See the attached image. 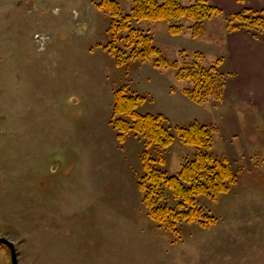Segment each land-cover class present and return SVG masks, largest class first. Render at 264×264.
<instances>
[{
    "label": "rangeland",
    "instance_id": "374dc122",
    "mask_svg": "<svg viewBox=\"0 0 264 264\" xmlns=\"http://www.w3.org/2000/svg\"><path fill=\"white\" fill-rule=\"evenodd\" d=\"M115 1L112 19L101 0H0V237L14 243L18 264H264V55L248 57L264 31L228 29L232 15L264 8L206 0L221 13L198 22L131 18L129 28L148 36L167 65L136 58L119 66L108 48L128 54V30L113 38L110 23L135 5ZM193 66L219 74L203 102L186 94L190 78H178ZM119 88L144 99L139 115L162 116L167 146L146 148L132 131L118 140ZM194 122L210 131V153L235 179L215 199L196 198L213 224L180 222L171 232L148 216L141 154L177 175L197 150L176 128ZM163 202L175 208L168 189ZM0 264H11L4 244Z\"/></svg>",
    "mask_w": 264,
    "mask_h": 264
},
{
    "label": "trees",
    "instance_id": "16d2710c",
    "mask_svg": "<svg viewBox=\"0 0 264 264\" xmlns=\"http://www.w3.org/2000/svg\"><path fill=\"white\" fill-rule=\"evenodd\" d=\"M135 7L131 15H126L121 24L111 21L110 29L115 38V32L121 29L128 30L124 43L131 47L128 54L114 46L109 47V52L115 57L117 65L121 66L128 59L141 58L143 60L154 59L155 67H165L167 62L161 56L160 51L151 45V39L129 28L131 18L137 20H178L187 18L198 22L202 19L218 15L221 10L210 5L206 0H197L190 6H182L177 0H132ZM99 9L107 11L112 19L118 16V4L115 0H101ZM232 20L243 21V25L232 24ZM228 29L239 28L261 29L264 31V14L253 11H243L231 16ZM172 34H178L180 27L170 26ZM108 47V46H107ZM178 78H190L195 87L186 94L196 102L205 101L211 94L214 80L219 78L215 69L208 70L193 66L187 70L185 76L178 73ZM143 98L127 96L123 88L114 93L113 117L111 122L113 129L117 131L116 137L123 141L124 135L130 131L142 134L146 148L152 144L165 147L171 140L172 135L162 125V116L139 115L136 112ZM128 116L132 123L123 119ZM176 132L181 142L192 145L197 152L194 159L186 163L181 171L174 176H167L165 172L157 170L147 151L141 154L143 174L138 179V188L143 193V201L148 216L159 224L160 227L171 232H177L176 224L180 222L197 223L202 227H208L216 220L214 216L204 214L197 206L196 198L200 195L215 199L219 193L228 190V184L235 179L233 168L224 160H220L210 153V131L198 123H192L187 127H177ZM168 189L176 201L175 208L166 205L164 190Z\"/></svg>",
    "mask_w": 264,
    "mask_h": 264
},
{
    "label": "crops",
    "instance_id": "0c3cea01",
    "mask_svg": "<svg viewBox=\"0 0 264 264\" xmlns=\"http://www.w3.org/2000/svg\"><path fill=\"white\" fill-rule=\"evenodd\" d=\"M249 1L251 2L250 5L252 4V6H254V7H257L259 9L264 8V0H249ZM261 39H262V41H260V43H262V44L258 43V44H255L253 47L250 45L251 48L249 50H252V52H253L252 54L248 55L250 60H257L258 62H263L262 57L264 55V36H262ZM238 48L240 50H245L243 44L241 45L240 43H238ZM242 53H244V52H242ZM245 54H246V52H245ZM241 56L245 57L244 54H242Z\"/></svg>",
    "mask_w": 264,
    "mask_h": 264
},
{
    "label": "water",
    "instance_id": "95a60500",
    "mask_svg": "<svg viewBox=\"0 0 264 264\" xmlns=\"http://www.w3.org/2000/svg\"><path fill=\"white\" fill-rule=\"evenodd\" d=\"M0 244L6 245L7 248L9 249L11 264H18V259H17V254H16L14 243L5 237H0Z\"/></svg>",
    "mask_w": 264,
    "mask_h": 264
}]
</instances>
